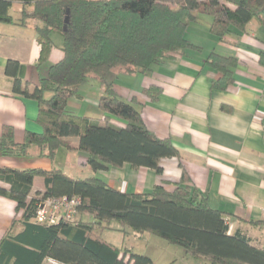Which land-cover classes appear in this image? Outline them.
Segmentation results:
<instances>
[{"label": "trees", "instance_id": "16d2710c", "mask_svg": "<svg viewBox=\"0 0 264 264\" xmlns=\"http://www.w3.org/2000/svg\"><path fill=\"white\" fill-rule=\"evenodd\" d=\"M13 3L22 6L19 25L36 23L38 67L55 47L53 32L62 35V46L59 60L32 89L23 84L25 67L8 60L4 73L11 80V93L36 101V123L42 131L25 132L18 142L14 129L3 127L0 159L26 158L35 148L39 158L53 162L63 149L83 155L92 173L128 165L160 175L161 160L178 158L170 141L147 129L135 103L117 94V75H145L184 51L197 49L186 39V30L200 16L211 18L209 31L220 41L232 32H245L251 21L264 27V0H0V23L13 24L9 15ZM259 62L264 66V54ZM204 63L219 74L211 90L224 91L233 83L234 58L213 52ZM89 80L104 86L98 100L105 114L102 120L78 116L67 108ZM159 93L154 86L143 90L151 100ZM179 166L181 179L172 189L159 184L147 194L123 193L97 177L74 178L56 168L0 167V182L6 185L0 186V197L15 202V212L21 213L0 240V264H42L45 259L58 264H153L149 257L131 250L121 253L101 239L99 233L105 230L148 233L206 264H264V250L240 231L229 234L225 214L209 206L205 194L191 185ZM36 177L42 178L43 186L32 193ZM61 197L79 200L74 224L34 221L42 200ZM83 215L91 220L83 221Z\"/></svg>", "mask_w": 264, "mask_h": 264}, {"label": "crops", "instance_id": "0c3cea01", "mask_svg": "<svg viewBox=\"0 0 264 264\" xmlns=\"http://www.w3.org/2000/svg\"><path fill=\"white\" fill-rule=\"evenodd\" d=\"M21 9V4L13 3L9 10L13 24L0 23V134L3 127H12L18 142L25 132L42 130L36 123V101L12 95L5 66L8 60L23 65V84L32 89L48 66L59 60L62 46V35L56 34L55 38L53 32L55 47L38 67L41 45L34 29L36 23L19 25ZM210 23L209 16H200L188 25L186 39L197 49H188L145 75L114 78L115 91L125 101L135 103L147 129L158 139L170 141L178 152V158L161 160L160 175L148 168L133 170L128 165L92 173L87 167L78 166V160L85 158L83 155L63 149L61 163L57 156L53 162L39 158L32 148L26 158L0 159V167L56 168L74 178L97 177L123 193L147 194L159 184L172 189L181 179V163L191 185L205 194L209 206L225 214L229 234L240 231L254 247L264 250V66L259 62L264 54V27L251 21L245 32H232L220 41L211 35ZM213 52L237 61L233 83L224 91L211 90V83L219 74L204 62ZM150 86L160 88L154 100L143 94ZM83 87L79 96L68 101V110L102 120L105 114L99 110L98 100L104 92L103 84L90 86L95 89L92 92ZM72 144L77 145V140H72ZM82 172H86L84 177H77ZM35 179L32 193L41 191L43 186L42 178ZM0 186L6 187L2 182ZM15 206V202L0 197V240L11 222L21 216L15 212ZM81 219L89 222L91 217L83 215ZM103 233H99L101 239ZM42 264L54 262L45 259Z\"/></svg>", "mask_w": 264, "mask_h": 264}, {"label": "rangeland", "instance_id": "374dc122", "mask_svg": "<svg viewBox=\"0 0 264 264\" xmlns=\"http://www.w3.org/2000/svg\"><path fill=\"white\" fill-rule=\"evenodd\" d=\"M56 34L59 33L55 32V38H57ZM97 84L100 85V82L89 80L83 88H85V90H89V92H92V90L94 91L95 89H92L91 87ZM93 94L90 95L93 96ZM111 122L114 123L113 121ZM63 152L65 151L59 150L57 154V160L59 163L64 160ZM30 160L31 159H28V162H31ZM82 173L83 175L79 174L80 176L77 177H84L86 172ZM35 180L41 181L40 178H36ZM114 226L115 228L117 227L116 225ZM103 232L102 239L108 241L115 247H118L121 253H125L130 249L135 254L149 257L153 264H206L202 260L192 259L185 256L184 250L181 247L170 244L164 239L150 235L148 233L134 236L132 234L124 235L117 230H105ZM126 259L127 257H125V260Z\"/></svg>", "mask_w": 264, "mask_h": 264}, {"label": "built area", "instance_id": "2783aa9c", "mask_svg": "<svg viewBox=\"0 0 264 264\" xmlns=\"http://www.w3.org/2000/svg\"><path fill=\"white\" fill-rule=\"evenodd\" d=\"M77 164L80 168H85L86 158H80ZM78 204L79 200L76 198H46L38 205L34 221L45 225L74 224ZM54 264L58 263L54 262Z\"/></svg>", "mask_w": 264, "mask_h": 264}]
</instances>
